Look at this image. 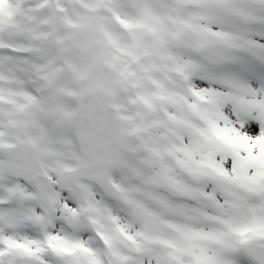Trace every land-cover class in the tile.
<instances>
[{"label":"snow or ice","instance_id":"1","mask_svg":"<svg viewBox=\"0 0 264 264\" xmlns=\"http://www.w3.org/2000/svg\"><path fill=\"white\" fill-rule=\"evenodd\" d=\"M0 264H264V0H0Z\"/></svg>","mask_w":264,"mask_h":264}]
</instances>
